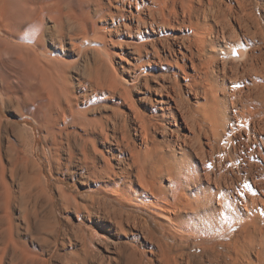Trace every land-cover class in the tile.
I'll use <instances>...</instances> for the list:
<instances>
[{
  "label": "bare ground",
  "instance_id": "1",
  "mask_svg": "<svg viewBox=\"0 0 264 264\" xmlns=\"http://www.w3.org/2000/svg\"><path fill=\"white\" fill-rule=\"evenodd\" d=\"M263 19L264 0H0V96L92 191L58 199L0 113V264H264Z\"/></svg>",
  "mask_w": 264,
  "mask_h": 264
},
{
  "label": "rangeland",
  "instance_id": "2",
  "mask_svg": "<svg viewBox=\"0 0 264 264\" xmlns=\"http://www.w3.org/2000/svg\"><path fill=\"white\" fill-rule=\"evenodd\" d=\"M257 10H259V8ZM261 23L264 26V21H262ZM0 100H1V102H0V113H1L3 123L8 122L9 125L13 123L11 126L6 125V127L8 126L7 129H9V130L13 129L16 131L15 132L16 137L14 135V137L12 136L11 138L14 140L16 138L15 142H17L20 139V141H18V143H17L18 145L21 144V146L19 145V148L21 149L20 152L25 151V149L29 150L27 148V146L28 147L31 146V149H33V151H34V155H33L32 159L34 157H35V159L37 158L36 160L33 159V161L35 160L36 164L37 163H40V164L43 163L46 174L49 177H51L49 187H50V190L53 191L54 195H56V197L59 199L60 198L59 194H58L59 190L65 191L67 194H70L73 196H80L82 194L91 193L92 191H89V190L84 191L82 188L83 186H81V184L78 181L74 180V182H73V178H72L71 173H72V170H74V167L71 166L70 167L71 169L69 168L68 172H64V171H63L64 173L59 172L60 175L57 173V171L55 170V165H53L54 162H52L54 158L51 156V153H49L50 152V150H49L50 149L49 148L50 147L49 139L47 138L44 130L40 129L30 119H27V118L18 119L17 108L9 105V103L2 96H0ZM14 124L18 125V127L21 130L17 126H16L17 129H14V128H16L14 126ZM18 134L19 135L21 134L20 138H18L19 137ZM7 145H8V143L5 140L3 142H1V150H2L4 157H5V153L7 156V153L9 151ZM22 148L23 149L25 148V149L22 150ZM50 165H52V166H50ZM53 166H54V168H53ZM50 169H52V170H50ZM51 171H52V173H51ZM50 173L52 176L50 175ZM62 174H64L63 176H65V177H62ZM68 174H69V176H68ZM62 181H64V182H62ZM144 217L152 223V225L154 226V229L156 231H158L159 232L158 234L160 235V225L156 224L151 216L144 214ZM60 220H61L62 224H65V220L63 218H60ZM229 236H230V238H232L234 236V231H232ZM225 240H226V238H225Z\"/></svg>",
  "mask_w": 264,
  "mask_h": 264
}]
</instances>
